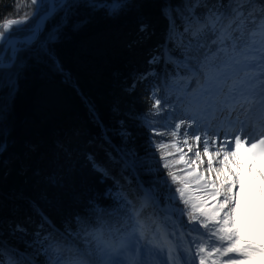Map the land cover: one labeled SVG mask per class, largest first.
Wrapping results in <instances>:
<instances>
[{
    "label": "trees",
    "instance_id": "obj_1",
    "mask_svg": "<svg viewBox=\"0 0 264 264\" xmlns=\"http://www.w3.org/2000/svg\"><path fill=\"white\" fill-rule=\"evenodd\" d=\"M101 1L112 0H98ZM84 2L70 16L53 46L59 68L46 58L39 62L27 60L19 72L15 92L9 95L8 88L0 87V107L6 106V118L0 122V141L8 145L0 153V241L8 249H18L29 256L38 247L34 244V233L40 228L42 216L48 221L44 228L57 240L94 255L99 248L95 243L97 237L86 236L71 220L75 213L84 212L89 199L108 189L119 190L138 208L144 194L142 184L158 187L150 181L167 176L169 170L179 178L173 188L185 183L183 162L172 145L176 138L170 135L173 123L166 120L176 113L178 102L163 84L177 81V73L172 65L165 71L163 64L152 66L148 61L165 43L168 10H175L171 16L182 12L188 17L185 5L192 0H123L128 6L116 14H109L103 7H85ZM215 2L208 0L209 4ZM34 10L32 0H0V23L30 16ZM205 10L197 8L196 16L202 17ZM61 15L48 21L42 38L59 22ZM176 23L183 32L185 24L179 18ZM141 25L146 26L143 32ZM184 40L185 43L193 40L190 32ZM212 52L201 49L191 54L201 61ZM190 66L196 68V62ZM146 71H155L157 75L147 81L140 80ZM152 92L161 99L162 110L167 102L160 116L153 115ZM152 126L169 135L154 136ZM161 143L166 147H155ZM116 147L123 155L134 151L135 157L128 155L131 161L138 157L151 160L154 153L159 165L152 166L160 171L149 173L147 165L125 167ZM162 154H167L169 169L163 168ZM93 162L108 175L94 168ZM168 179L171 183V178ZM97 203L109 210L116 207L108 198ZM156 214L161 212L152 204L142 211L144 235L154 224L150 222ZM91 220L95 221V217ZM105 220L103 228L93 223L88 231L99 230L106 239L108 234L131 232L132 224L126 222L123 213ZM16 225L24 227L26 233L17 232ZM65 229L80 235H69ZM37 260L43 261L44 257L38 256Z\"/></svg>",
    "mask_w": 264,
    "mask_h": 264
},
{
    "label": "snow or ice",
    "instance_id": "obj_2",
    "mask_svg": "<svg viewBox=\"0 0 264 264\" xmlns=\"http://www.w3.org/2000/svg\"><path fill=\"white\" fill-rule=\"evenodd\" d=\"M32 2L37 5L32 16L25 15L23 19L6 20L2 25L4 31L0 32V87L8 88L9 95L15 92L19 72L27 60L39 62L46 58L59 68L53 46L59 41L63 27L67 24L70 16L75 14V9L81 6L82 0H32ZM84 6L91 9L103 7L108 10L109 14H116L128 5L123 0H112L111 4H102L98 0H85ZM200 7L206 9L202 20L196 16L195 11ZM185 8L188 10V17H185L182 12L171 16V13L175 11L171 8L166 13V15H170L169 35L164 45L158 49L157 54L148 61L149 65L163 64L165 71H167L168 65H172L177 75L182 69L201 72L204 77L201 93L206 97L205 103L209 106L221 104L228 108L229 116L237 109L244 115L243 120L237 115L240 127L225 132L223 140L218 139L219 133L212 138L206 132L203 136H192L198 145L195 148L196 160L201 159L199 147L201 143L204 154L209 155L208 171L213 170V158L209 152L210 145L216 147V157L223 154V159L219 160L222 167L215 170L218 178L223 177L219 188H217L215 180L209 182L203 177H196L197 180L204 179L205 184H211L210 195L221 197L220 202L213 209L211 217L206 212L196 211L197 205L192 204L187 198V184L182 187H172L173 184H177L179 178L169 170L167 176L150 181L158 187L145 189V196L138 208L132 204L124 191L113 192L112 189H108L106 193L89 199L83 213L78 212L71 217V220L80 226L86 236H98L99 230L88 231L93 223L103 228L106 224V217L110 218L123 213L126 216V222H131L132 231L118 244L98 248L94 255H89V258L85 259L86 253L63 244L55 238L51 231L45 229L44 225L48 221L42 216L40 228L34 233V244L38 245L34 254L29 256L21 253L18 249H8L0 241V264H124L121 257H125L133 243L139 246V238L144 235L145 224L141 221L140 216L149 204L163 212L164 222L173 227L179 223L189 228L195 225L197 229L205 230L195 236L189 235L191 264H196L197 257L199 264H205L206 246L217 255L239 253L242 259L229 258V264H249L257 255L264 254V245L256 244L253 240L247 241L244 248L237 246L242 238L241 229L245 226L237 224V220L240 218L241 200H247L242 172L245 168L251 169L258 160L264 159V0H227L226 3L224 0H216L212 4H209L208 0H192L190 4L185 5ZM59 13H63L59 22L42 38L41 34L44 33L45 25ZM177 18L185 24L183 32L179 31L176 23ZM29 20L33 22L28 24ZM193 20L198 25L194 31L192 30ZM13 25L18 27L13 30ZM21 25L27 26L21 28L19 27ZM140 30L145 31L146 26L141 25ZM190 31L193 40L185 43L184 36ZM169 44H173L174 47L169 48ZM213 47H215L214 52H212ZM201 49L212 52V55L206 54L203 61L197 60L191 53L193 50L199 52ZM18 61L19 63H17ZM193 61L196 62V68L190 66ZM13 68L16 69L15 72L11 71ZM156 75L155 71H146L140 75L139 79L147 81ZM136 82L133 81V87ZM225 87H227V92H225ZM151 95L154 100L153 115L160 116L161 112L166 110L167 102H165V109L162 110L161 99L155 98V92H152ZM221 96L223 99H220ZM5 118L6 106H2L0 107V122H3ZM182 125H185L183 120L172 125L174 130L170 135L172 137L181 135L179 130ZM191 127L192 122H189L182 133L185 145H188V130ZM257 128L258 131H255ZM151 130L154 136L169 135L157 131L155 126H152ZM242 144L248 145L247 152L243 154L240 152ZM7 147L6 142L0 141V153L5 152ZM155 147L163 149L166 145L161 143ZM257 149L258 151H256ZM189 151H193L190 145ZM124 155L135 157L136 153L131 151ZM124 155L120 159L125 167L133 164L139 167L147 165L146 170L149 173L160 171L159 167L152 166L153 164L159 165L154 153L151 160L138 157L135 161H129L124 158ZM242 155L250 157L251 161L240 159ZM181 156H183L182 152ZM234 157L235 160H233ZM161 159L165 161L163 168L169 169L167 154H162ZM230 162L234 164L235 170L229 167L226 174L224 166H228ZM93 167L98 171H103L105 176L108 175L107 171L101 169L95 162H93ZM168 178H171V183ZM180 183L183 184V181L181 180ZM116 184L117 187H120L119 181ZM104 198L114 201L116 207L111 210L101 207L97 200ZM161 200H163V205ZM217 213H222V215L217 217ZM93 216L95 221L91 220ZM15 230L22 235L26 233V229L21 225H16ZM45 231H48V235H44ZM65 231L69 235H80V232L73 233L68 229ZM183 234L188 235V233ZM224 241H227L228 246L222 250L213 247L214 244ZM29 247H33V245H29ZM143 247L148 246L144 245ZM168 255L171 256V251ZM38 256H43L44 260L38 261ZM127 264H148V261L129 258ZM162 264H169L168 258H163ZM185 264H188L187 260H185Z\"/></svg>",
    "mask_w": 264,
    "mask_h": 264
},
{
    "label": "rangeland",
    "instance_id": "obj_3",
    "mask_svg": "<svg viewBox=\"0 0 264 264\" xmlns=\"http://www.w3.org/2000/svg\"><path fill=\"white\" fill-rule=\"evenodd\" d=\"M226 2L227 0L225 1V3ZM100 3L111 4L112 1H105V2L101 1ZM202 19H203V14H202ZM193 27L194 28L192 30L194 31L195 28L198 27V25H194ZM1 31L2 30H0V32ZM190 34H191V31H190ZM168 35H169V27L167 30V34L165 36V40L167 39ZM182 77L184 79H189L184 76ZM182 77L178 78L179 82L181 79L184 81ZM179 82H173V83L178 84ZM188 82H189L188 85L185 86L186 87L185 90L183 89L184 88L183 82L182 83L180 82V85L178 84L177 91H176L178 95H179V92H182V90L187 91L188 88L190 89V87L194 85V79H189ZM198 83H202V81L199 80ZM198 92L201 93V90H199ZM179 98L181 99L182 96H179ZM203 105L207 106L205 101ZM195 116L199 118L198 115L194 114V112L192 113V115L189 116L188 111L186 109L184 110L182 108H179L175 114H170L169 116L166 117V120L172 121L173 123L172 125L179 123L181 120L185 121V125H182L181 129L179 130L181 135H178L176 136V138H174V142L172 145H175L174 149H177V151L179 152L178 156L181 158L179 159V161L183 162V165H184L183 169L185 173H184L183 180L185 182L184 184H187L186 194H188L189 190H193V189L194 190H204V191L208 189L209 184H205L204 179L197 180L196 179L197 176L203 177L207 181H209L210 177H212L211 179L215 180V177L218 176L217 172L215 171L217 168L216 169L213 168L212 171H208L207 162L209 159V155L204 154L202 143L199 145L200 152H201V159L199 161H196L195 151L193 153H188L184 151L186 145L183 143L184 136L182 135V133L185 131V127L187 126L189 122H192V127L191 129L188 130V133H189L188 134V144L189 145L197 144V142L192 139V136L194 135L202 136L205 132L208 133L207 129H205V126L202 127L203 123L197 118H194ZM209 137L211 138V136ZM247 148H248V145H247ZM181 152L183 153V156H181ZM209 152L211 156H213L212 154H214V150H211V146H210ZM240 152L242 154L244 153L241 150ZM193 155L194 157H192ZM126 158L129 161H131L128 155H126ZM221 159H223V156H221V158L219 157L216 159L213 158V166L215 165V163L218 164L219 160ZM235 159L236 158L234 157L233 160ZM240 159L246 160L249 162L251 161L250 157L243 156V155L240 157ZM220 166L222 167V165ZM229 167H231L232 170H235L234 164L230 162V164L227 166L226 174L228 173ZM242 175L245 180L247 200L246 201L241 200L240 218L237 220V224L245 225L241 229L242 238L239 240L237 244L239 248H244L246 242L249 240L255 241L256 244L264 243V159L258 160L251 169L245 168L242 172ZM229 178L231 179L233 177H229ZM142 188H143L142 192L144 193L143 194V198H144L145 189H150V188L146 187L144 184H142ZM220 190L222 191V189ZM220 200H221V197L217 196L216 199L213 201L211 205V213L209 214L210 217L213 213V209L216 208ZM150 214L152 215V213ZM216 215L218 217L219 215H222V213H217ZM163 218H164L163 212H161V214H156L155 217H153L150 223L151 224L154 223V224L150 225L147 236L143 235V237H140L139 246L133 243V245L129 247L125 257H121L124 264H127V261L129 258H132L135 260H147L148 264H162L163 258H168L169 264H185V260L188 261V264H191L192 256L189 253V248H190L189 235L195 236L198 233L204 232L205 230L202 228L197 229L195 225H192L191 228H189L179 223L175 227H173L172 225L165 223ZM183 233H188V235H184ZM137 236H139L138 233H137ZM101 241L102 240L100 241L98 240L97 244H101ZM117 242H120V241H117ZM112 243H115V242H113L112 240ZM144 245H147L148 247H143ZM102 246L106 247V245L104 246L103 244ZM227 246H228L227 241L213 245V247L221 248V250ZM174 249H176V251H179V256H178V253L176 254V252H174ZM210 249L211 248H207L206 246V251L204 253L206 260L214 259L212 256L214 255L213 253L209 255ZM169 251H171L170 257L168 255ZM180 254H182V256ZM88 255L89 254L86 253L85 259L89 258ZM221 256L223 257L222 263L224 264H229V258L237 259V260L242 259L239 253H226V254H222ZM196 261L199 262V260H196ZM249 264H264V254L257 255L252 261L249 262Z\"/></svg>",
    "mask_w": 264,
    "mask_h": 264
},
{
    "label": "bare ground",
    "instance_id": "obj_4",
    "mask_svg": "<svg viewBox=\"0 0 264 264\" xmlns=\"http://www.w3.org/2000/svg\"><path fill=\"white\" fill-rule=\"evenodd\" d=\"M200 18L202 20V17H200ZM13 27H14V25H13ZM1 29H2V31H4L3 28H1ZM195 91L196 90L194 89L191 92H189V94L190 95H194ZM225 92H227V87L225 88ZM187 98L190 99V100L193 99V97H187ZM238 111H239V109H237V111L232 112L231 116H229L228 108L223 107L221 104L217 103V104L211 105V109H210L208 118L213 123H216L217 125H222L223 124V126L225 127V126H227L230 123L231 118L233 116L237 115ZM211 132L219 133L218 130H216V129H212ZM190 146L193 148V151H189V144L185 146L184 151H186L188 153H193L195 151V148L198 145L194 144V145H190ZM210 146H211V150H214V154H212L213 155L212 157L214 159L218 158V157L215 156L216 147L213 146V145H210ZM240 150L243 151L244 153H246L247 152V147L244 144H242L241 147H240ZM221 156H223V154H221ZM221 156H219V158H221ZM192 157H194V155ZM220 167L221 166H220L219 163L218 164L215 163L214 166L212 165V168H215V169L216 168H220ZM224 171L226 173L227 166L224 167ZM211 178L212 177L209 178V182L213 181V179H211ZM222 179H223L222 177H220V178H218V176L215 177V181L217 183V187H220V182H221ZM211 189H212V187H211V184L209 183V187H208V189L206 191H204V190H194V189L193 190H189V192L187 194L188 195L187 197H188V199L190 200V202L192 204L197 205V209L196 210L198 212H206V213H208V215L211 213V205H212L213 201L217 197V196L215 197L213 195H210ZM174 252H176V254L178 253V256H179V251H176V249H174ZM210 252H211V249H210ZM211 253L214 254V255H212L214 259L213 260L212 259L205 260V264H224V263H222L223 262V257L221 255H217L214 252H211ZM180 255L182 256V254H180ZM196 260H198V257L196 258ZM197 264H199V262H197Z\"/></svg>",
    "mask_w": 264,
    "mask_h": 264
},
{
    "label": "water",
    "instance_id": "obj_5",
    "mask_svg": "<svg viewBox=\"0 0 264 264\" xmlns=\"http://www.w3.org/2000/svg\"><path fill=\"white\" fill-rule=\"evenodd\" d=\"M34 5H35V4H34ZM36 7H37V5H35V10H36ZM35 10H34V12H35ZM34 12H33V13H34ZM33 13H32L30 16H32ZM20 19H23V18H20ZM12 20H19V19H12ZM29 21H30V20H29ZM29 21H28V22H29ZM4 22H5V21H3V22L0 23V29L3 28L2 25H3ZM23 26H24V25H21V26H19V27L22 28ZM16 27H18V26L14 25L13 30H15Z\"/></svg>",
    "mask_w": 264,
    "mask_h": 264
}]
</instances>
